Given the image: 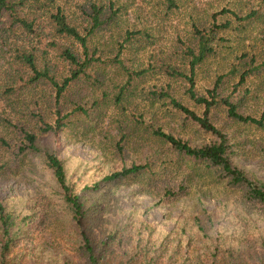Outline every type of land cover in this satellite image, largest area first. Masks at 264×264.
<instances>
[{
	"label": "rangeland",
	"instance_id": "obj_1",
	"mask_svg": "<svg viewBox=\"0 0 264 264\" xmlns=\"http://www.w3.org/2000/svg\"><path fill=\"white\" fill-rule=\"evenodd\" d=\"M46 2L48 7L38 12L35 5ZM94 6L104 9L102 20L106 23L88 39V46L90 50L97 48L104 62L89 70L90 79L71 83L57 105L54 87L46 80L33 83V74L18 57V51L33 50L38 68H47L61 82L69 76L70 69L60 57L62 49L71 48L81 55L82 48L71 39L52 36L49 13L62 9L70 23L86 34ZM22 15L29 20L38 17L35 34L13 25L8 14H0V141L5 140L15 151L24 142L20 127H28L37 134L45 151L66 161L71 185L84 197H88L82 191L87 185L109 187L101 181L112 170L133 163L153 164L154 171L165 179L164 185L188 187L182 208L180 203L157 204L158 198L146 188L150 187L147 182L130 180L109 190L112 209L118 211L122 206L137 210L144 219L167 232L175 228L177 218H185L189 227L198 219L206 235L219 247L236 248L238 240L264 237L260 210L241 202L240 194L227 189L226 183L214 177L205 164L179 155L170 145L147 134L135 135L129 126L133 115L140 114L146 122L191 147L202 148L217 140L156 95L169 92L190 110L203 115L204 106L189 97V84L164 75L160 68L165 63L188 70L185 50L195 46L196 29H215L217 33L214 52L195 70L197 96L210 99L208 92L214 90L221 77L219 95L232 102L240 115L260 120L264 113V64L253 71L247 64L250 59H255L254 66L264 63V0H27ZM119 51L125 67L132 72L145 71L132 82L122 106L114 101L127 79L125 72L112 62ZM244 57L243 73L232 74L233 66L240 65ZM241 74H247L244 82H240ZM76 105L83 106L87 115L77 112L66 120L65 127L47 133L41 130L39 115L52 123L57 107L65 109L64 115ZM210 118L226 134L235 155L233 162L248 176L264 181V129L234 120L225 107L213 108ZM125 124L128 130L122 134ZM10 156L0 144V161ZM165 161L169 168L162 172ZM18 165H12L0 176V200L18 212H26L33 204H43L56 181L39 157L20 159ZM193 231L199 242L193 243V248L199 249L207 239L204 232L195 228ZM50 238V233L45 232L39 241Z\"/></svg>",
	"mask_w": 264,
	"mask_h": 264
},
{
	"label": "trees",
	"instance_id": "obj_2",
	"mask_svg": "<svg viewBox=\"0 0 264 264\" xmlns=\"http://www.w3.org/2000/svg\"><path fill=\"white\" fill-rule=\"evenodd\" d=\"M35 3H40V0H35ZM48 5L46 2L35 7L39 12ZM26 6L27 0H0V14H8L13 25H19L26 32L35 34V22L38 17L29 20L23 16L22 11ZM103 10L102 7H93L90 28L86 29V34L70 23L62 9L57 8L55 12L49 13L52 36L71 39L82 48L81 55L71 48L62 49L60 57L68 62L70 69L69 76L61 82L51 75L47 68L44 71L38 68L33 50L18 51V57L33 74L31 81L35 83L46 80L54 87L57 105L71 83L82 78L90 79L89 70L104 62L99 50L97 48L90 50L88 46V39L106 23L102 20ZM195 36V46L186 47L185 50L184 58L188 63L184 64L188 68L187 71L184 72L181 66L165 63L160 68L164 75L172 79H184L189 84V97L204 106L203 115L200 116L190 110L169 92L161 91L156 95L167 100L168 104L186 115L206 133L216 136L217 140L202 148L191 147L174 135L166 133L161 127L146 122L140 114L133 115L129 126L135 135L147 134L170 145L179 155L202 162L212 170L214 177L226 183L227 189L240 194L241 202L260 210L264 216V181L253 175L248 176L246 171L233 162L235 155L231 151L228 138L211 121L210 112L213 108L225 107L229 117L239 122L254 124L261 129H264V113L260 120L240 115L232 102L219 95L218 87L223 80L221 77L217 79L214 90L208 92L210 99L197 96L195 70L214 52L217 33L215 29L202 31L196 29ZM120 53L121 51L112 62L125 72L127 79L114 96L115 104L118 106H122L125 101L132 82L145 74V71L132 72L125 67L119 59ZM243 60L245 57L241 59L240 65L233 66L232 74L243 73L242 66L245 65ZM254 64L255 59H250L247 64L252 71L258 70L264 63L260 66ZM245 75L247 74H241L240 82L245 81ZM63 110L65 109L57 107L56 119L52 123H47L42 115L38 116L44 133L65 127L66 120L77 112L87 115L81 105H76L70 113L64 115ZM7 123L11 125L9 121ZM122 130H124L122 134H126L128 126ZM20 131L24 142L17 146L15 151L5 140L0 141L1 146L11 155L8 160L0 161V176L5 175L12 165L19 167L20 159L29 156L39 157L52 171L56 187H53L54 190L41 206L33 204L26 212H18L0 200V264H264V237L256 241L238 240L236 248L219 247L210 235H206L198 219L194 220L193 227H189L185 218H177L175 228L167 232L159 229L155 222L144 219L137 210L133 212L122 206L118 211L112 209L109 205L111 199L109 190L130 180L147 182L150 187L146 188L156 194L157 204L180 203L182 208V202L189 194L188 187H182V184L179 187L164 185L165 179L161 173L154 171L153 164L133 163L130 167L112 170L101 181L109 187L87 185L82 191H86L88 197H84L80 195L75 185H71L66 161L59 159L50 151H45L38 143L37 134L28 127L22 126ZM121 149L122 147L118 145V150ZM169 163L178 166V163H172V160ZM162 164L161 170L166 172L169 168L166 166L167 162ZM193 228L204 232L207 239L206 243H200L199 249L193 248V243L199 244ZM177 231L180 232L179 235ZM45 232H49L51 238L39 241V236Z\"/></svg>",
	"mask_w": 264,
	"mask_h": 264
}]
</instances>
